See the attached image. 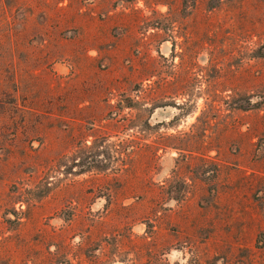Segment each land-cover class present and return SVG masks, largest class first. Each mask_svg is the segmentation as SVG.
<instances>
[{"label":"rangeland","instance_id":"374dc122","mask_svg":"<svg viewBox=\"0 0 264 264\" xmlns=\"http://www.w3.org/2000/svg\"><path fill=\"white\" fill-rule=\"evenodd\" d=\"M0 264H264V0H0Z\"/></svg>","mask_w":264,"mask_h":264}]
</instances>
